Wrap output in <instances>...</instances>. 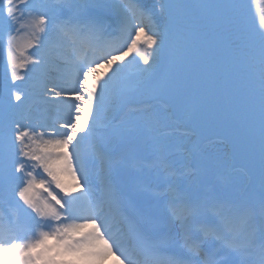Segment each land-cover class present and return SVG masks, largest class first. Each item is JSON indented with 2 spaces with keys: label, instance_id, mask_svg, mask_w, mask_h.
<instances>
[{
  "label": "snow or ice",
  "instance_id": "snow-or-ice-1",
  "mask_svg": "<svg viewBox=\"0 0 264 264\" xmlns=\"http://www.w3.org/2000/svg\"><path fill=\"white\" fill-rule=\"evenodd\" d=\"M0 49V264H264V16L0 0Z\"/></svg>",
  "mask_w": 264,
  "mask_h": 264
},
{
  "label": "rangeland",
  "instance_id": "rangeland-1",
  "mask_svg": "<svg viewBox=\"0 0 264 264\" xmlns=\"http://www.w3.org/2000/svg\"><path fill=\"white\" fill-rule=\"evenodd\" d=\"M243 2L245 5V12H246L247 19H248L249 23H251L255 26H259L260 17L264 16V0H243ZM90 53L91 52L87 53V55H88L87 59L89 58ZM127 59H131V55L129 57H127L126 60ZM5 62H6V51L3 49H0V71H2ZM140 63H142V61H140ZM109 73H110V70L106 67L105 64H103L97 68L96 75L104 78ZM175 113H176V111H175L174 107H172L170 105L165 107V109L162 111V114H164L165 118H167V119L171 118ZM61 123H62V121H61ZM215 132H216V134H220L217 130H214V129H209V130L202 132V133H200L198 130V134L201 136V138L210 137L212 134H215ZM220 146L221 145L219 142H212L209 144V147H211L210 150H214L215 148L220 147ZM61 176H62L61 181L63 180L66 185H70L74 182L73 178L68 174H62ZM37 179H38V181L40 179H44V176L41 178H37ZM38 187H39V184H38Z\"/></svg>",
  "mask_w": 264,
  "mask_h": 264
},
{
  "label": "bare ground",
  "instance_id": "bare-ground-1",
  "mask_svg": "<svg viewBox=\"0 0 264 264\" xmlns=\"http://www.w3.org/2000/svg\"><path fill=\"white\" fill-rule=\"evenodd\" d=\"M103 264H116L115 258H114V257L106 258V259L103 261Z\"/></svg>",
  "mask_w": 264,
  "mask_h": 264
}]
</instances>
